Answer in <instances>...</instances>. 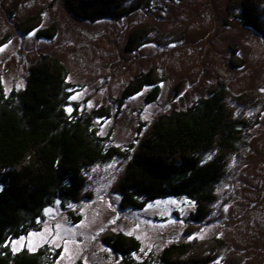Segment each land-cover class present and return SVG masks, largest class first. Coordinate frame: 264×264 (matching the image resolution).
<instances>
[{
    "label": "rangeland",
    "instance_id": "374dc122",
    "mask_svg": "<svg viewBox=\"0 0 264 264\" xmlns=\"http://www.w3.org/2000/svg\"><path fill=\"white\" fill-rule=\"evenodd\" d=\"M227 3L150 0L146 8L121 18L84 20L73 16L63 0H0V90L5 98L16 100L28 66L42 55L58 59L69 84L68 115H89L106 148H118L122 153L129 151L130 144L138 141L139 131L157 115L187 108L216 80H222L233 94L256 91L264 101V38L229 13ZM260 7L264 20V2ZM35 14L40 17L38 26L21 31L19 23ZM51 26L55 32L50 38L36 35ZM139 27L169 35L165 37L168 42L147 41L127 50V36ZM233 46L243 61L240 65L231 64ZM151 67L157 68L161 78L158 94L146 100L151 86H144L122 98L125 83ZM255 113L258 121L243 148L245 169H235L218 184L214 207L220 205L221 214L213 212L218 218L199 224L193 233L185 235L195 205L187 196L157 198L139 210L120 207L113 186L126 162L114 156L95 162L88 174L86 189L93 197L74 205L78 221L67 211L72 203L56 199L42 209L35 227L8 240L10 249L16 247L15 253L30 251L31 244V251L58 250L51 264H123L120 254L111 252L101 241L104 232L121 231L139 242L132 261L159 264L165 245L215 236L230 249L214 264H236L234 254L242 258L240 264H264V108ZM232 177L238 185L234 188L230 186ZM57 231L60 237L53 243ZM21 237L25 238L21 243H11ZM65 240L74 241L68 244L69 253H64Z\"/></svg>",
    "mask_w": 264,
    "mask_h": 264
},
{
    "label": "trees",
    "instance_id": "16d2710c",
    "mask_svg": "<svg viewBox=\"0 0 264 264\" xmlns=\"http://www.w3.org/2000/svg\"><path fill=\"white\" fill-rule=\"evenodd\" d=\"M149 1L63 0L73 16L84 20L121 18L146 8ZM263 2L228 0L226 8L264 38ZM39 19L37 14L23 19L20 30L30 31L38 26ZM53 32L55 28L51 26L36 35L50 38ZM168 36L139 27L129 33L125 47L132 51L147 41L166 43ZM231 59L234 66L243 63L235 46ZM156 71L151 67L134 76L125 83L121 97L151 86L146 100H152L161 79ZM66 79L64 65L42 55L28 66V76L16 100L5 98L0 90V264H51L58 250L23 249L13 253L8 240L35 227L42 209L56 199L71 202L67 211L73 221H78L74 205L93 197L86 189L88 174L95 162L114 156L126 162L113 186L120 207L139 210L157 198H192L195 205L189 213L191 222L186 225L185 235L193 233L199 224L218 218L212 215L215 211L221 214L220 205L214 207L218 202L217 186L235 169H245L243 148L247 135L258 121L255 112L264 108L256 91L233 94L222 80H216L203 97L187 108L157 115L139 131V139L130 144L129 151L122 153L118 148H106L102 136L92 128L89 115H68L70 90ZM261 167L264 171V163ZM232 179L230 186L234 188L238 185ZM101 241L111 252L120 254L123 264H151L132 261L131 254L138 251L139 242L131 235L108 230L101 235ZM229 249L230 245L219 237L188 238L165 245L158 263L214 264ZM232 261L240 264L242 258L234 254Z\"/></svg>",
    "mask_w": 264,
    "mask_h": 264
},
{
    "label": "snow or ice",
    "instance_id": "6c2138e0",
    "mask_svg": "<svg viewBox=\"0 0 264 264\" xmlns=\"http://www.w3.org/2000/svg\"><path fill=\"white\" fill-rule=\"evenodd\" d=\"M2 50H3V49H0V51H2ZM68 111H71V109L69 108ZM69 207H71V205H69ZM45 211L47 212L48 210H45ZM57 227L59 228V226H57ZM46 231H47V230H46ZM30 235H37V234L32 233V234H30ZM40 235H41V239H43L45 242H47L46 237H44L43 234H40ZM59 237H60V233H59V231H57L56 234H55V237H53L52 242H53V243H56V240H57ZM24 239H25L24 237H21L20 240H18V241H12L11 243L14 244V245H15V244H19V243H21V241H23ZM69 243H74V241H72V242H70V241H68V240H65V241H64V253H69V251H70L69 248H68V244H69ZM4 246L7 247L8 245L5 244ZM57 246H59V245H57ZM29 250H30V251L33 250L31 244H29ZM12 251H13V253H15V252L17 251L16 247H13V248H12ZM61 258L63 259V256H62Z\"/></svg>",
    "mask_w": 264,
    "mask_h": 264
}]
</instances>
